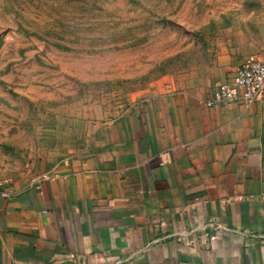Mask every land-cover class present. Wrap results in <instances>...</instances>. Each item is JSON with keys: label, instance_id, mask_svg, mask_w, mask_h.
<instances>
[{"label": "crops", "instance_id": "1", "mask_svg": "<svg viewBox=\"0 0 264 264\" xmlns=\"http://www.w3.org/2000/svg\"><path fill=\"white\" fill-rule=\"evenodd\" d=\"M161 93L90 132L76 158L0 187V264H264V98ZM213 225H218V229Z\"/></svg>", "mask_w": 264, "mask_h": 264}, {"label": "rangeland", "instance_id": "2", "mask_svg": "<svg viewBox=\"0 0 264 264\" xmlns=\"http://www.w3.org/2000/svg\"><path fill=\"white\" fill-rule=\"evenodd\" d=\"M261 30L264 0H0V182L48 175L139 102L206 95Z\"/></svg>", "mask_w": 264, "mask_h": 264}, {"label": "built area", "instance_id": "3", "mask_svg": "<svg viewBox=\"0 0 264 264\" xmlns=\"http://www.w3.org/2000/svg\"><path fill=\"white\" fill-rule=\"evenodd\" d=\"M264 98V60H247L235 73L218 83L210 92L205 104L212 106L221 102L244 101L247 103ZM3 184L0 182V187ZM218 229V225H213Z\"/></svg>", "mask_w": 264, "mask_h": 264}]
</instances>
